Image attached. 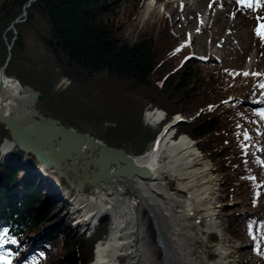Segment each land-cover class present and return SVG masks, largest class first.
I'll return each instance as SVG.
<instances>
[{"label":"trees","instance_id":"obj_1","mask_svg":"<svg viewBox=\"0 0 264 264\" xmlns=\"http://www.w3.org/2000/svg\"><path fill=\"white\" fill-rule=\"evenodd\" d=\"M143 2L138 0L133 15ZM120 3L0 0V69L6 65V75L43 93L41 111L67 126H77L71 114L74 105L67 111L63 107L69 108L70 103L78 101L57 84L64 75L87 84L97 107L111 120L101 134L104 141L133 154L127 150L131 146L134 155H138L144 154L148 140L155 136L142 117L148 103L164 108L169 122L180 112L189 114L202 105L226 99V94L239 86L241 73L198 59L187 58L180 63L189 50L181 46L183 39L175 33L168 15L159 25L155 23L148 35L131 38L129 25L135 16L125 19L119 12ZM30 41L42 51L35 47L31 50ZM73 84L71 90L76 88ZM255 113L258 111L239 101L225 103L201 113L177 130L198 139L199 148L221 164L227 172L229 195L236 194L237 187L243 184L253 211L233 210L229 228L232 234L239 235L238 226L251 236L261 257L256 264H264V212L259 209L264 184L255 178L253 169L256 165L263 167L264 163L257 151L261 131ZM97 116L98 124L103 125L106 116ZM244 133L252 139L246 140ZM6 138L12 139L11 132L0 122V144ZM29 155L30 159L20 156L16 162L25 169H33L38 161L33 154ZM234 169L241 183L231 175ZM61 181L66 184L64 179ZM40 187L35 175L21 174L11 158L0 164V247L4 241H15L17 246L38 235L25 253L30 258L41 254L38 246H48L53 234H58L63 253L41 255L40 264H90L96 242L109 232V216L101 217L92 236H82L77 231L61 232L65 219L52 218L59 208L57 199L44 200ZM229 205L232 208L234 203ZM43 229L46 231L40 233ZM22 253L17 252L15 259Z\"/></svg>","mask_w":264,"mask_h":264},{"label":"rangeland","instance_id":"obj_2","mask_svg":"<svg viewBox=\"0 0 264 264\" xmlns=\"http://www.w3.org/2000/svg\"><path fill=\"white\" fill-rule=\"evenodd\" d=\"M120 1L121 6L119 12L124 15L125 19L131 16H135V18L131 21L129 25L131 38L137 40L143 38L145 35H148L150 32L149 30L152 28V26L155 23L159 25L160 22L163 21V19L165 18L164 16L168 15L171 18L172 27L174 28L175 33L183 39V43L181 46H183L184 49L189 50L187 53H185L180 63L182 61L185 62L187 58L198 59L206 64H217L219 66H223L226 70H235L241 73L239 77V86L233 91H231L229 94L227 93L226 98L235 99L234 101H230L228 103L239 101L258 111V113H255V117L261 131V140L259 142V149L257 151L260 160L264 163V117H261L259 115V113L264 110V104L259 101L260 95L264 93V88L260 87L261 84H264V42H261V40L259 39V37H257L254 31L262 23V21L258 20L257 17L264 16V10L252 11L250 9L241 8L236 3V0H218L217 2L219 4L218 6H215L214 9L209 6L211 5L210 3H213V0H188L190 8L193 10V13L197 14L195 16L190 15V12L185 10V3L177 4L176 2L174 3L175 0H158V2L156 0V5L154 6V8L148 11L146 10V4L149 0H144L142 7L138 10L137 14L133 15L138 0ZM200 1H204V4L201 6L199 5ZM222 5H224V7H222ZM225 7L227 11L225 10ZM234 20L237 21L238 26H241L243 30L245 39L244 46L240 44L239 38H237L236 34L234 33V26H231L230 22ZM207 24H209L208 31L204 32L203 30ZM194 39L195 42H193ZM29 45L32 47L31 50H33V47L38 49L33 41H30ZM40 50L42 51L41 47ZM210 52H213L214 54L210 56ZM244 73H249V75L245 76ZM252 73H261V75L256 76L252 75ZM72 84L76 85V88L71 90L70 86ZM57 86L66 89V92L68 93L67 95L72 98L75 97L76 101H78L74 104L73 102L70 103L69 108L66 107V105L63 107V111H67L70 110L71 107L74 105V108L71 109V114L73 121L77 125V129L79 128V131L88 133L104 141V138L103 136H101V134L105 132V128L110 125L111 120L108 118V114H104V111L101 108L97 107L96 101L91 98V92L87 90V84L79 83L77 81L72 80L70 76L64 75L61 77ZM41 102L42 101H39L37 104V108L39 110H41ZM212 104L215 103L202 105L189 114H185L182 112L180 113L183 115V117L196 118L201 113L217 108L214 105L213 108L210 107ZM83 107L87 108L88 110H84ZM154 109H160L165 112L166 118L161 121L162 123L159 122L157 124H152L151 121H149V119L146 117V113ZM202 109L203 111L200 113V110ZM142 114L145 124L150 125L151 129L155 131V136L153 138H150L147 142V151H149L154 145L157 136L161 133L163 126H165L164 124L168 123L166 121L169 120V117L164 108L157 106L153 103H148L146 108L143 110ZM97 115L106 116L103 125L98 124L99 121L97 119ZM186 123L189 122H181L178 124V127ZM177 133L178 134H175V138H178L180 134H187L184 131L179 130ZM127 150L133 152V154L135 152V150H133V147L131 146L127 147ZM147 151L142 155H145ZM204 153L206 154V157H204V159H206L211 166L212 176L214 177L216 182H219V195L213 196V198L220 206V210L217 217V222L214 224L215 227H213L209 224L208 221H206L205 216L204 214H202L201 211H196L195 213H193L192 218L195 219L196 217H198L201 221V225L205 227L208 241L206 240L205 235L201 236V239H203L205 242L203 243L200 252L197 253L198 249H196L195 251L191 249V252L193 254L190 255H193L196 260H198V256H200L212 262L220 258L217 249L220 245H222L229 252L228 255L230 256L231 260H234V264H256L261 257L256 251H254L251 236L248 235L247 232H245L242 228H239L238 226L237 229H239V235L232 234L229 228L230 214L233 210L240 209L253 211V208L250 207V204L248 202L249 195H247V193H244L245 191L243 188V184L237 187L236 194L232 196L229 195L227 172L222 168L221 164L216 159L210 157L208 152L204 151ZM17 159L18 158L14 159L12 163L17 166V169L20 170L21 174L32 172L36 173L34 175H36L37 182H42L40 190L43 194V199H56V197L54 196V191L52 189H49L52 186L51 183L55 184V182H53V179L42 174V172H35L29 168L25 169L21 165V163L16 162ZM3 162L4 160L0 156V164H3ZM253 169L255 178L258 180V182L264 184V166L261 167L260 165H256ZM231 175L241 183V180L238 176V171L236 169L231 172ZM165 178L168 187L172 191V193H175L180 197L187 196V193L184 190H181L175 186V184L173 183L174 180L172 178H170L169 176H165ZM173 185L175 186L176 190L173 189ZM92 189L93 188L91 186L86 187V190H88L87 192L89 193L87 194L88 197H93ZM56 192L58 191L56 190ZM63 194L66 199V192L63 191ZM76 197L77 196L73 194V199L71 201H73L74 199L76 200ZM231 202L234 203V206L232 208H229V204H231ZM61 203L57 197V204L59 205V208L53 213V219L58 218L59 220V217H61L62 219L63 215H65V212L68 213L67 209L60 210L61 207H66L63 202ZM263 203L264 194L259 208L264 212V209L262 208ZM108 213L109 212H106L105 214L108 215L110 219L112 216ZM68 215L69 219H67V223L62 224V226L60 227V231H68L74 233L75 231L79 230L77 231L78 234L89 237L90 235H88V233L82 230V224L78 223L80 227L77 228L76 224H73L74 219L70 216V214ZM142 215L143 219L149 218L148 211L146 209L142 210ZM70 222H72L71 227L69 225ZM192 228L195 229V227ZM45 231L46 229H43L40 233H43ZM214 232H216L217 235L218 233H221L223 235L222 239L224 237V241L229 240V244L218 243V237L213 235L216 234ZM37 240L38 235H35V239L28 238L17 246H15V243H13L12 241H4L3 245L0 247V256L5 257V259H0V264H7L8 261H10L11 264H40L41 261L39 257H41V255H51L56 252L58 256H61V254L63 253V250L61 248L62 239L58 234H53L48 246H38L40 248L41 254L34 255L33 257L31 256L30 258L24 257L25 253L30 250V248H32L33 243ZM30 241L31 244L28 243ZM146 244L152 250L154 261H156L155 264H160L162 260V253L159 249H157V234L151 223L148 226V236L146 239ZM206 244L207 247L205 248L204 245ZM197 245L199 246V244ZM21 250L23 251V253L15 259L14 255H17V252ZM95 251L96 248L94 249V255ZM197 254L198 256H196ZM213 254L214 256H212Z\"/></svg>","mask_w":264,"mask_h":264},{"label":"bare ground","instance_id":"obj_3","mask_svg":"<svg viewBox=\"0 0 264 264\" xmlns=\"http://www.w3.org/2000/svg\"><path fill=\"white\" fill-rule=\"evenodd\" d=\"M215 1L210 3L213 9L219 4L218 0ZM175 2L185 3V10L190 12V15H197L190 8L188 0ZM203 4L204 1L199 2L200 6ZM155 5L156 0H149L146 10H152ZM225 10L227 11L226 7ZM230 23L234 26V33L240 44L244 46L245 39L241 26H238L236 20ZM208 28L209 24L203 31H208ZM212 54L214 53H209L210 56ZM4 79H7L9 84L0 90V106L23 114L22 104L29 111V105L33 104L34 92L29 88L19 87L18 83L6 76ZM146 117L152 124L166 118L165 112L160 109L148 111ZM182 118V115L176 114L173 121L170 120L172 122L164 124L152 148L145 155L136 156L138 163L149 166L151 171L149 181L135 178L133 181L123 183L118 181L102 182L97 185L86 184L84 191L87 192L86 187L91 186L93 197L77 196L75 201H71L72 196L69 197L70 206L64 209H67L68 214L74 219L73 224H76V227L78 223L82 224V230L88 235L93 233L96 223L95 219H91L92 215L108 211L113 216L110 236L97 245L95 259L91 264H155L152 250L146 244L150 223L154 227L157 239L162 237L164 240L163 246L159 241L157 244V249L162 253L160 264H234V260L228 255L229 252L222 245L217 249L220 258L212 262L200 256L196 260L190 255L193 254L191 249L194 251L200 249L205 242L190 231L189 224L194 220L192 215L196 211H201L209 224L215 227L220 206L213 196L219 195L220 189L219 182L212 176L211 166L204 159L198 143L186 134L175 138V134H178V126L175 123L178 124ZM13 144L15 143L12 140H5L3 150H9ZM40 169L46 170V174H51L45 163H40ZM165 176L172 178L175 186L184 190L187 196L180 197L172 193ZM53 182L58 184L59 179H54ZM65 192L67 197V190ZM143 209L148 211L149 218L143 219ZM222 236L218 233V243L229 244V240L224 241ZM166 250L170 251V257Z\"/></svg>","mask_w":264,"mask_h":264},{"label":"water","instance_id":"obj_4","mask_svg":"<svg viewBox=\"0 0 264 264\" xmlns=\"http://www.w3.org/2000/svg\"><path fill=\"white\" fill-rule=\"evenodd\" d=\"M5 68L6 65L0 69V90L9 84L7 79H4ZM6 78L14 80L21 88L31 89L34 97L33 104H28L29 111L20 103L23 114L0 106V122L10 130L14 142L21 149L32 153L39 162L45 163L47 169L56 171L69 186L84 190L86 184L97 185L102 182L118 181L123 183L133 181L135 178L149 181L151 173L149 166L138 163L136 157L123 148L110 146L88 133L66 126L49 113H42L37 104L44 99L43 93L30 85H22L15 77ZM234 100L228 98L219 102L217 106ZM194 118H182L179 123L190 122ZM178 124L175 123L177 126ZM62 218L64 219L65 215ZM158 241L160 245H164L162 237ZM166 252L170 257V251Z\"/></svg>","mask_w":264,"mask_h":264},{"label":"snow or ice","instance_id":"obj_5","mask_svg":"<svg viewBox=\"0 0 264 264\" xmlns=\"http://www.w3.org/2000/svg\"><path fill=\"white\" fill-rule=\"evenodd\" d=\"M213 3H215V0H213ZM236 3L244 9H250L252 11L264 10V0H236ZM209 6L211 7V5ZM257 19L262 21V23L254 31L257 37H259V39L261 40V42H264V16H258ZM177 51H180V49H177ZM244 75L247 76L249 75V73H244ZM252 75L259 76L261 75V73H252ZM260 87L264 88V84H261ZM259 115L261 117H264V110H262ZM243 135L246 140L252 139V137L249 136L247 133H244ZM253 239H255V237H253ZM12 242L15 243V241ZM256 250L259 251V248H257ZM0 259H5V257L0 256ZM7 264H11V262L8 261Z\"/></svg>","mask_w":264,"mask_h":264},{"label":"built area","instance_id":"obj_6","mask_svg":"<svg viewBox=\"0 0 264 264\" xmlns=\"http://www.w3.org/2000/svg\"><path fill=\"white\" fill-rule=\"evenodd\" d=\"M75 196H86L87 194L86 193H83V192H81V191H75L74 193H73ZM191 231V233L193 234V235H195V236H197V235H204V234H206V230H205V227H201L199 224L195 227V229H192V230H190ZM197 256H198V254H197Z\"/></svg>","mask_w":264,"mask_h":264}]
</instances>
